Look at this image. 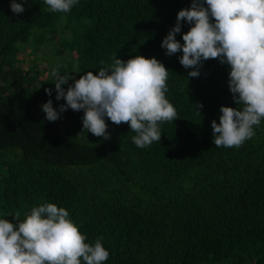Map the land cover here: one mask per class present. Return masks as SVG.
<instances>
[{
  "label": "trees",
  "instance_id": "1",
  "mask_svg": "<svg viewBox=\"0 0 264 264\" xmlns=\"http://www.w3.org/2000/svg\"><path fill=\"white\" fill-rule=\"evenodd\" d=\"M17 2L24 12L0 0V218L18 224L16 212L64 207L86 242L102 238L103 264H264V119L240 147L215 146L221 106L242 107L230 65L208 59L189 77L182 50L169 56L161 46L193 0H78L67 13ZM192 26L181 22V44ZM137 55L168 69L178 118L160 123V141L138 148L130 125L107 117L110 138L94 136L84 110L45 119L49 99L58 111L66 103L56 99L54 68L79 79Z\"/></svg>",
  "mask_w": 264,
  "mask_h": 264
},
{
  "label": "clouds",
  "instance_id": "2",
  "mask_svg": "<svg viewBox=\"0 0 264 264\" xmlns=\"http://www.w3.org/2000/svg\"><path fill=\"white\" fill-rule=\"evenodd\" d=\"M78 0H44L52 12L67 13ZM11 10L25 11L22 3L11 0ZM214 18V23L212 19ZM193 25L177 40L181 22ZM166 55L182 50L180 63L193 69L189 77L200 75L202 62L219 59L231 67L229 87L238 106H221L219 123L214 119V145L240 147L255 135L254 126L264 119V0H193L190 8L178 12L177 22L162 41ZM104 62L101 61V64ZM56 99H65L59 111L49 99L41 108L45 119L56 121L71 108L84 110L83 129L94 136L110 138L105 117L119 125L128 123L138 148L161 140L159 125L175 121L177 111L166 98L168 69L157 58L137 55L126 62L115 58L98 74L87 71L76 79L52 70ZM67 91L63 85L69 84ZM45 92L51 96L52 89ZM200 111L202 103L196 104ZM18 224L0 218V264H103L109 258L102 238L86 242L69 211L55 203L33 207L13 215Z\"/></svg>",
  "mask_w": 264,
  "mask_h": 264
},
{
  "label": "rangeland",
  "instance_id": "3",
  "mask_svg": "<svg viewBox=\"0 0 264 264\" xmlns=\"http://www.w3.org/2000/svg\"><path fill=\"white\" fill-rule=\"evenodd\" d=\"M27 53H29V50H28V51H25L23 55H26ZM27 55H28V54H27ZM46 57H47V56H46ZM54 57H56V56H54ZM50 59L52 60V56L46 58V62L43 63V64H44L43 67L47 66V64L50 63V61H49Z\"/></svg>",
  "mask_w": 264,
  "mask_h": 264
}]
</instances>
